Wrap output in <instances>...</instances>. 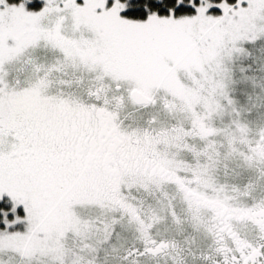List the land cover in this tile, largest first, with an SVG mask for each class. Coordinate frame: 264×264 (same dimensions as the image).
<instances>
[{
	"label": "snow or ice",
	"instance_id": "snow-or-ice-1",
	"mask_svg": "<svg viewBox=\"0 0 264 264\" xmlns=\"http://www.w3.org/2000/svg\"><path fill=\"white\" fill-rule=\"evenodd\" d=\"M155 3L0 0V264H264V0Z\"/></svg>",
	"mask_w": 264,
	"mask_h": 264
},
{
	"label": "trees",
	"instance_id": "trees-1",
	"mask_svg": "<svg viewBox=\"0 0 264 264\" xmlns=\"http://www.w3.org/2000/svg\"><path fill=\"white\" fill-rule=\"evenodd\" d=\"M171 2H172V0H166V3H171ZM149 3L152 5L153 8H159L162 13H164L166 11V8H164L163 6L155 3V0H149ZM180 11H182V12H191L193 10L191 8H182V9H180ZM131 14L132 15H141V16L144 15V13L142 11L138 12V13H131Z\"/></svg>",
	"mask_w": 264,
	"mask_h": 264
},
{
	"label": "rangeland",
	"instance_id": "rangeland-1",
	"mask_svg": "<svg viewBox=\"0 0 264 264\" xmlns=\"http://www.w3.org/2000/svg\"><path fill=\"white\" fill-rule=\"evenodd\" d=\"M39 6V4L37 3V7ZM214 11H216V10H214Z\"/></svg>",
	"mask_w": 264,
	"mask_h": 264
}]
</instances>
